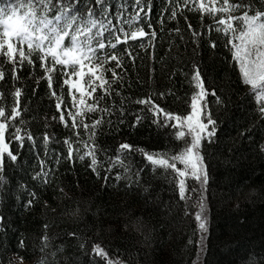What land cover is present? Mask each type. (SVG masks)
<instances>
[{
	"label": "trees",
	"instance_id": "1",
	"mask_svg": "<svg viewBox=\"0 0 264 264\" xmlns=\"http://www.w3.org/2000/svg\"><path fill=\"white\" fill-rule=\"evenodd\" d=\"M5 2L16 0H0V6ZM115 3L113 0L114 6ZM151 4V30L157 36L151 44L145 39L143 48L139 41L129 42L134 60L123 53L125 46H118L122 67L116 71L122 82L112 87L121 95L113 93L102 101L109 106L115 103L116 110L111 117H105L111 119L112 125H103L96 144L102 161H107L120 142L149 152L182 148V142L171 134L173 129L157 128L151 122V113L141 111L145 106L131 101L150 96L166 110L186 114L195 90L191 76L194 66H198L209 91L208 108L217 120V138L212 144L204 142L203 148L209 180L204 193L208 231L202 250L195 220L197 208L192 206L199 191L187 194L191 199L185 215V202L179 199L175 185L162 171L156 175L147 171L149 166L139 152L130 159L133 170L138 165L145 167L142 184L150 187L151 196L142 188H129L125 181H116L115 172L120 169L108 173L105 184L102 177L106 173L101 170L98 178L87 166V160L67 161L64 158L67 149L62 141L76 137L59 120L56 98L51 95L47 81L39 79L42 75L39 63L35 67L25 64L18 73L20 79L14 81L11 65L0 58V66L8 76L6 84L0 82L5 97L3 106L10 110L14 104L13 86L19 87L21 134L30 132L35 138V144L25 138L23 147L16 141L10 143V149L18 156L16 162L6 154L3 158L0 264H39L44 257L41 238L45 234L55 245L63 247L57 264H104L91 253L93 243H99L111 258L124 264H251L253 260L264 264V152L260 151L264 146V117L258 113L250 87L240 78L230 46H226L227 37L216 30L214 20L207 14L202 16L189 10L194 5L178 8L176 19H168L171 9L182 5L183 0H151ZM189 24L199 35L192 36ZM176 28L180 29L178 33ZM145 30L149 31L146 24ZM212 42L216 43L215 48L210 46ZM109 66L114 67L115 62ZM105 75L111 79V72ZM61 83L60 74L54 73V90L63 97L62 110L66 113L71 108V98L67 86L62 88ZM212 91L222 99L221 104L215 103ZM160 92L165 93L162 99ZM99 94L98 89L96 95ZM122 100L125 123L119 124ZM137 114L145 118L133 128ZM80 132L81 138L87 140V134L82 129ZM45 133L51 137L47 146L43 142ZM79 147L83 150L82 144ZM41 161L45 171L51 170L52 182L48 185L34 179L41 171ZM187 183L199 188L191 179ZM31 192L38 198L27 206ZM69 232H76L81 240H86V247L81 249L77 238L67 235ZM21 239L23 247L19 244Z\"/></svg>",
	"mask_w": 264,
	"mask_h": 264
},
{
	"label": "snow or ice",
	"instance_id": "2",
	"mask_svg": "<svg viewBox=\"0 0 264 264\" xmlns=\"http://www.w3.org/2000/svg\"><path fill=\"white\" fill-rule=\"evenodd\" d=\"M194 5V10L202 16L207 14L217 25L216 30L222 31L227 37L226 46L232 60L239 67L240 78L243 84L250 87L254 94L258 113L264 117V0H183V4H177L171 9L168 19H176L178 8ZM131 8V12H129ZM152 4L151 0H16V2H5L0 6V58L4 63L11 65V79L18 81V73L23 70L25 64L35 67L39 63L42 75L39 79L47 81L51 95L56 98V109L60 113L59 120L66 128L72 130L75 140L65 138L62 144L66 146L67 161H88L87 166L98 178L101 170L106 174L102 177L107 184L108 173L116 169L114 179L125 181L126 187H139L147 196L153 193L150 187L143 186V175L145 167L136 166L130 159L134 153L139 152L143 161L149 166L147 171L153 175L162 174L178 190L179 199L185 202V215L188 214L189 192L199 191L194 204L198 210L195 213L198 231L201 239L198 243L203 245L204 234L208 231V218L206 197L209 172L203 154L204 142L212 144L217 138V120L213 118L208 108L206 97L209 91L204 86V81L198 66H194L191 82L195 90L190 97V111L186 114H177L166 110L150 96L132 100L136 105L145 106L141 111L151 113V122L159 129H173L171 133L177 141L182 142L183 147L176 151L149 152L144 148L134 147L128 142H120L113 154L108 156L107 161L99 158V149L96 137L102 130L104 124L112 125L111 117L115 109L102 103L106 97L113 93L120 96L121 93L112 87L114 83H121L122 78L116 69L122 67L120 49L133 60L129 42L139 41V46H145L156 38L157 33L151 23ZM143 14V15H142ZM162 23V22H161ZM145 24L149 31L145 30ZM192 36L199 35L192 26L188 25ZM175 31L178 33L179 28ZM182 38V37H181ZM212 48L216 43L212 42ZM115 62L111 67L110 62ZM59 73L62 77L61 87L67 86L68 95L71 98V108L65 113L62 110L63 97L57 95L53 85V74ZM111 72V79L106 73ZM8 76L0 66V82L7 83ZM39 80H37V84ZM12 93L14 104L10 110L3 106L4 94L0 91V170L3 168L5 154L16 162L17 154L10 149V143L16 141L23 147L25 138L35 144L34 136L28 132L22 135V123L20 97L22 95L19 87L13 86ZM99 95H96L97 92ZM35 91V90H34ZM162 99L165 93H158ZM215 97V103L221 104L222 99L215 91L211 92ZM125 101L120 102L118 123H125L122 118L125 115ZM89 114H92L91 116ZM17 118H21L19 121ZM145 117L137 114L131 127L135 128ZM55 119V117H53ZM71 121L69 124L68 121ZM90 120L89 122H86ZM83 130L87 140L81 138L80 130ZM7 134V141H6ZM243 135V133H241ZM51 139L48 133L43 136V142L47 146ZM83 145V150L79 145ZM76 145V147H74ZM264 152V146L260 147ZM107 154V153H105ZM60 156H56L59 163ZM143 161L141 163H143ZM106 164V167H105ZM49 171L43 168L34 179H39L43 184L52 182ZM0 175V182H4ZM191 179L199 186H189L187 181ZM62 191V189H61ZM27 206L37 199V194H29ZM75 215V213H73ZM2 220V217H0ZM47 229L48 225L45 224ZM76 237L79 247H86V240H81L76 232L67 234ZM41 252L44 257L51 256L48 260L42 257L39 264H57L62 246L53 243L50 236L45 234L42 238ZM191 243V240L189 241ZM20 247L24 241H19ZM51 249H55L52 251ZM91 253L104 261V264H124L120 259H113L109 252L99 243L91 245ZM21 257V261H22ZM251 264H256L253 260Z\"/></svg>",
	"mask_w": 264,
	"mask_h": 264
},
{
	"label": "rangeland",
	"instance_id": "3",
	"mask_svg": "<svg viewBox=\"0 0 264 264\" xmlns=\"http://www.w3.org/2000/svg\"><path fill=\"white\" fill-rule=\"evenodd\" d=\"M206 2H207V0H206ZM238 69H239V67H238ZM198 209H196V211H197ZM207 214V213H206ZM205 235H206V233L204 234V238H205ZM200 239H201V233H200V236H199V241H200ZM203 243H204V239H203ZM202 247H203V245H202ZM202 247H201V245L199 244V248L202 250Z\"/></svg>",
	"mask_w": 264,
	"mask_h": 264
}]
</instances>
